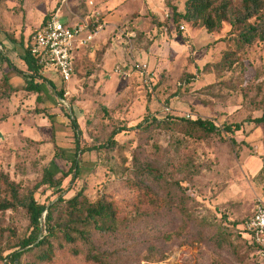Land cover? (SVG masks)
Masks as SVG:
<instances>
[{
  "label": "rangeland",
  "instance_id": "1",
  "mask_svg": "<svg viewBox=\"0 0 264 264\" xmlns=\"http://www.w3.org/2000/svg\"><path fill=\"white\" fill-rule=\"evenodd\" d=\"M185 1L0 0V174L24 190L45 167L58 178L68 173L60 186L40 187L37 200L51 206L81 190L86 205L114 200L124 220L117 231L88 228L92 246L78 240L59 248L53 261L30 252L13 263L6 256L18 248L8 228L26 236L31 226L21 208L0 210V264H93L89 250L111 264H264L241 234L264 200V123L248 120L264 111V41L238 48L229 21L212 32L199 22L175 24L171 6L184 11ZM56 13L66 23L89 17L101 29L80 50L69 82L44 72L64 98L43 82L38 100L21 88L23 55L31 34ZM137 64L147 65L148 79ZM146 116L202 117L242 128L206 137L176 126L133 128ZM73 117L80 148L96 147L78 153L77 177ZM107 142L115 145L97 148ZM143 167L160 173L144 177L166 201L158 210L136 201L133 182ZM9 198L0 185V201ZM70 210L58 203L54 220L65 223ZM41 223L45 234V214Z\"/></svg>",
  "mask_w": 264,
  "mask_h": 264
},
{
  "label": "trees",
  "instance_id": "2",
  "mask_svg": "<svg viewBox=\"0 0 264 264\" xmlns=\"http://www.w3.org/2000/svg\"><path fill=\"white\" fill-rule=\"evenodd\" d=\"M173 10V21L179 25L180 21H187L192 23L199 22L205 26L209 32L221 28L224 22L229 21L231 24L230 38L238 48L251 46L258 41H264V0H241L238 6H234L232 0H186L184 11H179L176 5L171 6ZM50 17V16H49ZM48 17V18H49ZM46 18L43 23L48 19ZM255 20V21H253ZM99 21V20H98ZM98 26V25H97ZM2 32L0 24V33ZM32 36V34H31ZM26 44L23 61L27 66V71L23 72L24 83L21 88L28 93H37L38 100L43 92V82H47L58 94L59 98H64L63 91H58L54 81L47 78L44 74V67L39 64L37 58L30 52V38ZM10 39L11 36H9ZM22 42V41H21ZM76 65V63H75ZM141 74V71L136 68ZM142 75V74H141ZM14 90L16 87H12ZM53 119L55 114L48 112L47 115ZM72 115H69V118ZM249 121L257 124L264 123V111L260 116L250 117ZM176 126L185 134L193 136L206 137L213 134H234L242 128L241 122L224 123L223 125L216 124L209 118H192V117H175V118H150L144 117L142 121L133 126V128H140L142 131L149 127H163ZM72 128L76 130V152L71 172L75 177L80 171V164L77 159L78 153L92 151L96 147L80 148L78 123L75 117L72 120ZM126 128H119L113 131L112 135L125 130ZM113 139V138H112ZM113 141V140H112ZM235 143V139L232 138ZM115 142L100 143L97 148L113 147ZM80 148V149H79ZM141 176L133 182V187L136 189V201L138 206L147 211L158 210L165 206L166 201L162 199L150 186L146 185L144 177L157 178L160 173L152 167H143L140 170ZM68 175L65 173L61 178L54 175L49 167H45L41 179L33 186L21 190L19 185L10 180L8 176L0 174V185L5 186V189L10 193L8 200L0 201V210L21 208L27 215L31 231L26 236H18L14 229L8 228L12 237L16 242L13 247L18 249L12 251L6 256V259L15 263L20 260L24 254L34 253L41 261H53L55 254L65 244L74 245L78 240H83L85 243H90V235L88 228H95L96 230L106 233L121 230L124 225V220L119 215L117 204L112 199L102 197L92 204H85L83 191H78L70 198L60 197L56 203L48 206L37 200L36 194L40 187H58L60 186L63 177ZM66 203L71 208L68 220L62 222L54 220V210L58 203ZM79 206H85L83 214L77 213L76 209ZM45 214V230L43 234L42 218ZM246 218L241 228V234L245 242L249 244L252 251L256 254L257 247L250 242L247 237ZM5 229L0 226V232ZM87 261L93 264H111L99 252L89 250L87 254Z\"/></svg>",
  "mask_w": 264,
  "mask_h": 264
},
{
  "label": "built area",
  "instance_id": "3",
  "mask_svg": "<svg viewBox=\"0 0 264 264\" xmlns=\"http://www.w3.org/2000/svg\"><path fill=\"white\" fill-rule=\"evenodd\" d=\"M95 23L89 17L66 23L58 13L53 14L32 34L30 52L44 67V72H53L60 81L67 83L75 74L77 53L88 47L100 32L101 28L93 27ZM136 68L149 78L146 64H137ZM246 229L250 242L257 247V256L264 262V200L256 202Z\"/></svg>",
  "mask_w": 264,
  "mask_h": 264
},
{
  "label": "crops",
  "instance_id": "4",
  "mask_svg": "<svg viewBox=\"0 0 264 264\" xmlns=\"http://www.w3.org/2000/svg\"><path fill=\"white\" fill-rule=\"evenodd\" d=\"M70 21V20H69ZM80 52V51H79ZM79 52L77 53V56L79 55Z\"/></svg>",
  "mask_w": 264,
  "mask_h": 264
}]
</instances>
